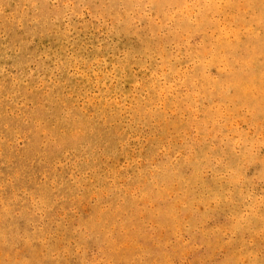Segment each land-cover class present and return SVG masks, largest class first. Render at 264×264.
<instances>
[{
	"label": "rangeland",
	"instance_id": "obj_1",
	"mask_svg": "<svg viewBox=\"0 0 264 264\" xmlns=\"http://www.w3.org/2000/svg\"><path fill=\"white\" fill-rule=\"evenodd\" d=\"M0 264H264V0H0Z\"/></svg>",
	"mask_w": 264,
	"mask_h": 264
}]
</instances>
